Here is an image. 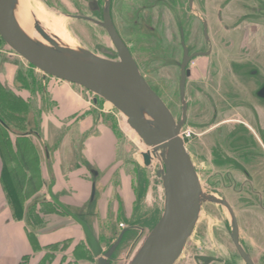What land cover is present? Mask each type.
<instances>
[{
	"label": "rangeland",
	"instance_id": "374dc122",
	"mask_svg": "<svg viewBox=\"0 0 264 264\" xmlns=\"http://www.w3.org/2000/svg\"><path fill=\"white\" fill-rule=\"evenodd\" d=\"M24 1L33 21L37 20L48 33L51 32L60 38H65L67 43L73 45L76 49L82 48L101 57L117 59L116 50L107 33L100 25V13L104 0H100V10L94 14L88 10L84 0ZM170 1L173 3L171 4ZM232 1L233 11L239 12L242 9L244 13L242 14L243 16L241 15L242 17H237L236 21H239L238 25L237 23L235 24L238 26L237 28H233L235 25L225 24V30L217 22L219 21L217 19L220 18V11L218 9L223 6L219 0H194L190 13H186L187 11L185 10L187 0H111V16L118 32L129 45L132 55L148 75L151 86H153V77L156 75L153 73V56L154 50H156L154 45L156 44L155 37L157 34L164 48H168L169 46L172 49H170V52L178 53V55L179 52H182L178 37V24H175L174 20L176 18L174 15L176 14H173L172 9L181 11V14L188 16L186 21L188 27L191 29L190 43L196 44L197 47H205L201 34L200 20H206L209 23V37L206 46L209 43L213 52L212 56L208 59V64L213 65L217 63L219 65L218 70H220L214 85L217 92L213 94V98L215 99H213L214 101L211 100V105L214 107L212 102H216L217 110L221 111L219 113L220 119L229 117L239 119L236 114H244L246 110L242 108V105L240 106L236 103L237 100L233 99L239 96L241 98L251 96V91H247L249 86L243 87L238 83H234V80L238 78L237 76L233 77L232 73H229V70L238 57L254 60L253 56H255V61H257L255 64H251V66L256 69H253L249 65H242L236 67V70L241 72L240 75L244 78L245 75L242 73L253 74L251 76L255 78L258 87L264 85V57L260 55V52H263L264 41L252 39L251 27L247 23L251 20L263 22L262 16L258 17V13L254 12L252 6L256 8V12L258 9H261L262 14H264V0ZM72 15L87 16L91 19L84 20ZM179 21L181 23L185 22L183 18ZM263 25L262 23L257 25V27L262 29ZM23 27L28 30L26 26L23 25ZM36 38L39 37L36 35ZM8 53H11L10 56H12L9 57ZM240 53H243L244 56ZM258 59L262 60L258 61ZM5 60H10L11 63L16 64L17 73H15L17 76L18 71L22 70L20 69L22 66L25 72L31 70L25 60L13 53L4 42L0 41V62ZM204 64H206L205 61ZM248 70L252 71L249 72ZM39 72L37 70L34 73L38 76L42 73ZM159 76H170L172 78L173 74L163 71L160 72ZM11 77L13 76L10 75V79H12ZM243 77H240L241 83H243ZM245 79L246 81L253 80L252 77ZM245 83L243 84L246 85ZM167 84L174 87L172 82L169 83V79H167ZM191 86L193 85L188 83V87ZM70 88L68 90L72 92L71 94L79 102H83L87 108H90L89 112L93 115V123L87 129L86 134L89 136L99 133L111 134L114 154V162L109 170H100L95 167L97 169V176L95 178L92 177L89 169L86 168L87 166L92 167V165L87 164L89 162H85V159H80L83 162L82 165L84 167L85 178L88 179L89 188L92 182L95 185V196L91 202V206H89L90 210L88 208L79 209L81 213H84L87 221L96 229L99 244L103 252L115 241L122 226L131 228L127 231L126 238L123 237L119 241V244L111 255L112 260H110V264H128L140 246L142 239L152 229L162 213L164 193L161 178L157 175V171L161 168V161L157 162L153 159L149 166H144L141 153L146 150V147L136 133L128 126L125 116L117 111L109 102L96 97V95L86 89L76 85H71ZM47 89L50 92H61V90L57 88L53 89L49 85H47ZM166 95H168L166 99L169 106L173 109L179 120L182 116L181 109L185 105L184 102L178 99H173L171 102L169 100L171 94ZM188 95V97H191V93ZM51 96L48 95L47 99V116L51 122V118L53 120L54 118H58L60 121L62 118H59V114L55 111L57 102L53 101V99L51 100ZM254 97L259 101L260 105L264 104L262 96H259L255 92ZM94 98L96 99L95 102H93ZM191 100L190 98L188 103H190V109H192L194 114L200 115L201 113L203 115V113H207L205 105L202 104L201 109L197 106L199 105L198 103ZM59 101L64 103L63 100ZM0 107V110L2 107L6 108V111L9 109L7 106H2L1 102ZM232 107L236 108L232 110ZM87 111L88 109L86 111L83 110L85 113ZM10 114L8 116L6 112L2 111V115L6 119L5 121L9 124H7L9 130L0 125V154L2 164L5 166L4 169L0 170V188L5 197L3 202L11 210L12 218L14 220L25 221L31 234L33 231H46L67 225L68 223H74L51 202L45 193L44 184H34L36 182L35 175L32 174V180L30 181L29 179L28 183H25L22 163L20 165L19 163L14 164L18 167V169H14L11 161H22L25 157H30V155L24 154V150L31 141L28 138L22 141L15 138L14 132L17 133L19 129L15 128L14 126L16 125L11 124L7 120L12 119ZM11 115H13V119H16L14 117V115L17 116L16 113H12ZM188 115H191V113L188 112ZM196 115L194 117L191 116L189 118L190 122L187 124L194 125L196 132L199 134L203 128L209 125L210 121H205V117L200 119V116L197 117ZM0 117H2L1 113ZM33 118L37 120H32V123H36L38 121L37 115H34ZM14 122L17 121L15 120ZM61 122L63 121L61 120ZM25 123L26 121L19 125L23 130L30 127ZM233 124L235 123H227L225 130L231 131ZM49 128L52 130L54 127L49 125ZM221 130H218L219 135ZM256 131L264 141L259 127H256ZM133 135H136V138ZM185 139V147L193 155V163L195 164L197 176L204 194L225 199L229 203L238 222L239 241L242 247L250 255L254 264H264V191L261 190L260 193H253L254 191L251 190L253 184H248L247 182L241 183L240 170L225 161L227 158L224 155L218 154L219 162L215 161L214 146L212 144L213 138L211 136H207L206 134L199 137L194 136L191 140H187L190 138ZM225 140L227 145L238 150L236 154H243L247 157L255 156V159L264 163V155L261 149H259L243 127L238 126L234 131L227 133ZM50 142L48 144L53 148L54 143H52V139H50ZM13 146L17 148L16 154H14L12 149ZM51 148L49 147V151H52ZM94 149H101L102 151L105 148L97 143ZM225 152L230 154L228 151ZM93 158H95L94 155ZM44 162L46 166L47 163L46 161ZM52 165V161H49L46 166L47 179L56 178ZM73 193H75L74 189ZM230 232L231 218L226 208L220 204L205 200L201 204L199 216L192 234L174 264H197L194 260L195 255H208L219 259V261L210 264H245L233 246ZM74 236V239H65L59 241V243L47 245L44 253L46 258L44 263L51 262L53 258H63L66 256L77 258V245H81V242L85 241V238L83 235H81L80 239ZM30 237L33 239L32 235ZM71 239L73 240V244ZM75 241L78 242L75 243ZM24 257L26 259L29 256L25 255Z\"/></svg>",
	"mask_w": 264,
	"mask_h": 264
},
{
	"label": "water",
	"instance_id": "95a60500",
	"mask_svg": "<svg viewBox=\"0 0 264 264\" xmlns=\"http://www.w3.org/2000/svg\"><path fill=\"white\" fill-rule=\"evenodd\" d=\"M16 4L17 0H0V38L4 44L44 75L82 87L109 102L125 116L128 126L145 147L151 149L152 153L149 149L141 153L144 166H149L152 155L159 153L161 168L157 175L161 178L164 193L162 213L144 236L128 264H174L192 234L201 204L205 200L226 208L231 218L230 238L233 246L245 264H254L239 242L237 219L229 203L225 199L203 192L185 143L180 137V128L185 122V106L182 117L176 120L142 77L111 22L108 0L102 10L100 25L116 50L117 59L101 57L82 48L70 47L55 35L48 34L38 24L35 28L47 44L33 41L17 22ZM188 60L189 56L184 50L179 82L181 97L184 94L185 76L188 74V70L185 71ZM258 95L264 98V87ZM51 186V184L48 186L49 197L81 227L97 264H110L111 255L124 231L110 248L103 252L96 234L88 223L69 211L52 194ZM197 258L204 264L214 260L206 256Z\"/></svg>",
	"mask_w": 264,
	"mask_h": 264
},
{
	"label": "crops",
	"instance_id": "0c3cea01",
	"mask_svg": "<svg viewBox=\"0 0 264 264\" xmlns=\"http://www.w3.org/2000/svg\"><path fill=\"white\" fill-rule=\"evenodd\" d=\"M220 2L223 4L222 12L224 23L232 25L238 24L239 21H236L237 17H240L244 11L242 9L239 12L233 11L232 0H221ZM247 23L251 27L252 39L255 41H264V25L262 29L257 27L259 24H264V19L262 23L253 20ZM10 54L8 53L7 55L11 57L12 55L10 56ZM260 55L264 57V48L263 52H260ZM16 67V64L11 63L10 60L0 62V70L2 69L0 71V97L3 95L2 100L0 99L1 104L7 106L9 108L8 112L10 113L22 114L24 119L29 123L28 126L32 124V120H37L33 118L34 115H37L36 132L48 148L45 154V161L47 164L49 161H52L53 173L56 176L54 178L53 190L64 203L72 209L78 210L83 205V202L87 200L89 193L84 167L80 165L83 162L80 159H85V162H89L95 170H97L96 168L109 170L114 162L112 136L108 133L93 134L92 136L86 134L87 129L93 123V115L89 112L90 108H87L83 102H79L71 94L72 92L68 90L71 89L70 87L73 84L44 75L40 72V75L37 76L34 73L37 70L32 67L29 68L33 72L31 70L25 72L22 66L20 68L22 70L18 71L17 76ZM10 75L13 76L11 77L12 79H10ZM33 83L35 88H33ZM47 85L53 89L57 88L61 92H50L47 89ZM55 94L56 96H54ZM48 95H52L51 100L53 99V101L57 102L55 111L59 114V118H62L61 120L63 122L61 120L59 121L58 118H54V120L51 118L52 122L49 120L47 116ZM59 100H63L64 103H61ZM255 107L259 116L258 119L264 122V108L258 102H256ZM87 109L88 111L86 113L83 112V110L86 111ZM81 110L82 112H80ZM11 118L7 120L15 125L14 121L16 120L18 122V120L13 119V117ZM56 121L57 123H55ZM49 125L54 128L51 130ZM50 139L54 143L53 148L48 144L51 143ZM97 143L105 149H102V151L101 149H94ZM49 147L52 151H49ZM16 153L14 151V154ZM33 153L31 150L25 151L24 153L33 158V163L31 164L28 163V158L26 157L22 161L11 162L13 165L16 163L20 165L22 163L25 183H28L29 179L30 181L32 180L33 174L36 179V182L34 179V184H39L40 180L47 178V164L45 166L42 153L39 152L37 154L38 156H35ZM93 155L95 158H93ZM4 167L0 154V170ZM246 169V175L241 171L239 172L242 179L241 183L247 182L248 184H253L251 188L254 191L253 193H260L261 190L264 191V163L254 159ZM73 189L76 190L75 193H73ZM4 199L5 197L0 188V264H46L44 263L46 260L44 253L47 245L59 243V241L65 239L68 240L73 238V235L78 239L81 238V235L85 238L82 229L76 223H68L67 225L46 231H33L31 234L25 221L14 220L12 218L11 210L3 202ZM88 224L97 236L94 226L89 222ZM31 235L33 239H31ZM71 241L73 244L72 239ZM85 241H79L81 245H77V258L72 256L53 258L47 264H97L96 258L93 256L87 241ZM77 242L75 241V243ZM25 255L29 257L24 259Z\"/></svg>",
	"mask_w": 264,
	"mask_h": 264
},
{
	"label": "flooded vegetation",
	"instance_id": "af4514ba",
	"mask_svg": "<svg viewBox=\"0 0 264 264\" xmlns=\"http://www.w3.org/2000/svg\"><path fill=\"white\" fill-rule=\"evenodd\" d=\"M106 1L107 0L103 1V6L101 8V13H100V20L101 21H102V10H103V8L105 6ZM141 1H143V0H141ZM219 1H221V0H219ZM258 1H260V0H258ZM84 2L87 5L88 10H90L93 14L96 13V11L100 10V4H99L100 0H84ZM108 3H109V14H110L111 22H112L115 30L119 34L121 40L124 42L125 46L127 47L128 51L130 52L133 60L135 61L136 65L138 67V70H139L140 74L145 79V81L148 83V85L154 90V92L160 97V99L164 102V104L169 108V110L171 111L172 115L174 116V118L176 120H178V117H176L173 109H171V107L169 106V103H168V101L166 99V97H168V95H166V94H169V93L171 94V96H170L171 99L169 98V100L171 102L173 101V99H178V100L184 102V104H185L184 105L185 106V122L182 125V127L180 128V131L184 130V129H190V131H191L190 136H189L190 139H187V140H191L192 138H194V136H198L199 137V136L206 135V134H207V136L208 135L211 136V138H213L212 139V144L214 146L213 148H214V153H215V161L219 162L218 157H217L218 154L219 155H224L227 158V160H225V161H227L233 167L239 169L243 174L246 175L247 174V169L246 168L248 167L249 164H251L253 162V160L255 159V156H252V157L248 156L247 157L246 155H243V154H236L238 150H235L233 147H230L229 145H227L225 139H226L227 133H230V132L234 131L235 128L238 127V126L243 127L246 130V132L248 133V135L251 136L252 140L257 144L259 149H261L262 154L264 155V141L261 139V137L259 136L258 132L256 131V127L257 128L259 127L260 131L262 132L263 137H264V126H263V122H261L258 119L259 116L257 114V110H256V107H255L256 102L259 103V101L254 97L255 92H256V94H258V92L261 90V88L264 87V85L258 87L255 78L253 76H251L253 74L248 73V72H247L248 74H244V73H242V74L245 75V78L252 77L253 80L252 81H246V79L243 76L240 75L241 72H238L236 70V67H239V66H242V65L251 66V64L252 65L255 64L256 61H257V60L255 61V56H253L251 54L253 56L254 60H246V59H241L240 57H238V59H235L234 64H232V67L229 70V73H232L233 77L237 76V78H238V79L234 80L235 82L234 81H232V82L238 83V84L242 85L243 87L244 86H249L247 91L248 92L251 91V96H246V97H242V98L239 96V97H236V98L233 99V100H237L236 103H238V105H240V106L242 105L243 106L242 108L244 110H246V113H244V114H242V113H237L236 114L235 113L236 116L239 117V119H232L231 117L220 119L219 118V116H220L219 113L221 111L217 110L216 102H212L214 104V107L211 105V100L214 101L213 99H215V98H213V94H214V92H217V90L215 89L214 85L216 83V79L218 77V74H219L220 70H218L219 69V65L217 63H214L213 65L210 64V63L208 64V59L213 54L209 43L206 46V43H207L208 37H209V26H208L209 23L206 20H200L201 34H202V38L204 39V42H205V47L204 48L202 46L201 47H197L196 44L190 43L191 42L190 41V38H191L190 31H191V29H190V27H188L187 21H186L188 19V16L186 14H181L180 13L181 11L179 12L176 9L173 10L171 8L172 11H173V14H176V15H174L176 17V18H174V20H175V24H178L177 30H178V37H179V41H180V46L182 47V52H179V55H178V53L176 54L175 52H170L171 48L169 46H168V48H164L162 43L160 42L159 35L157 34V36L155 37L156 44L154 45L156 50H154V56H153V73H154V75L155 74L156 75L153 77V83H152L153 86H151L150 83H149L150 81H149L148 75L144 72V70L141 67V65L134 58V56L132 55V52H131V49H130L129 45L126 43L124 38L118 32V29L116 28V26L114 25V21H113L112 16H111V9H112L111 0H108ZM172 3L173 2H171V4ZM193 5H194V0H191V1L187 0V2H186V8L187 9L185 8V10L187 11L186 13H190L191 12ZM201 5H203V4L201 3ZM252 8L254 9L255 13H258V17H260V15H261L262 18L264 19V14H262L261 9H258V11L256 12V8H254L253 6H252ZM218 10L220 11V18L217 19V20H219L217 22L222 26V29L225 30V28H224L225 23H224L223 12H222L223 6H221V8L218 9ZM72 16L73 17H78V18H81V19H84V20H90L91 19V18H89L87 16H79V15H72ZM84 17H87L89 19H86ZM181 18H183V20L185 22L181 23L179 21V20H181ZM92 19H94V18H92ZM233 25H235V24H233ZM237 25H235L233 28H237L238 27ZM184 50H186L187 56H189V60H188V62L186 64V66H185V71L188 70V74H186V76H185L184 94H183V97H181L180 90H179V82H180V76H181V63L183 61ZM240 54L244 56L243 53H240ZM203 60L206 62V64H204ZM258 61H259V59H258ZM30 67H32V66H30ZM32 68H34V67H32ZM252 68L256 69L254 67H252ZM163 71H166V73H168V74H173L172 78L170 76L160 77L159 76L160 72H163ZM248 71L250 72L252 70H248ZM256 73H257V70H256ZM240 77L241 78L243 77L244 80H242V82L243 83L246 82L245 83L246 85H244L243 83L240 82L241 81ZM167 79H169V83L172 82V84H174V87H172V85L168 86ZM249 82H251V84H249ZM188 83H191L193 86L188 87ZM33 88H35L34 83H33ZM189 93H191V97H188ZM1 98L2 97H0V99ZM190 98L192 99L191 101H195V103H198L199 105H197V106H199V108H201V109H202L201 105L202 104L205 105L204 107H206L207 113H205V114L203 113V115H201V113H200V115L194 114L192 112V109H190V103H188L190 101ZM1 100H0V102H1ZM95 101H96V99L94 98L93 102H95ZM2 106H5V105L2 104ZM262 107L264 108V104L262 105ZM235 108L236 107H232V110H234ZM181 110H182L181 111V115H182L183 114V108ZM0 111H1L0 113H1L2 117H3L2 111L4 113L6 112V114H8V116H9L10 112L6 111V108L2 107V109ZM188 112L191 113V115H188ZM11 114H10V116L12 117L13 115H11ZM194 115H196L197 117L200 116L199 117L200 119L205 117L206 118L205 121H210L209 125L206 126V128H203V130L199 134L196 132V128L194 127V125H192V124L188 125L187 124L188 122H190L189 118L191 116L194 117ZM2 117H0V125L2 127H4L6 130H9V126H7L8 123L5 121L6 119H4V117L3 118ZM14 117H16V119L18 120V122H14V124L17 125V126H14V127L19 129V130H17L18 131L17 133L14 132L15 138H18L17 140H21V141L23 139L25 140V138H28L31 141L30 143H28V146L25 145L26 149L24 150V153H25V151L31 150V152L32 151L34 152L33 154L35 156H38L37 154L40 152V153H42V156H43L42 158L45 161L46 160L45 159V157H46L45 154L48 151V148H47V145H45V143L42 142V140L40 139V136L36 132V130H37V128L35 127L36 123L35 122L32 123L28 129L23 130L22 128L19 127V125H21V123H24V121H26L24 119V116L22 114L18 113L17 116L14 115ZM230 122H233L235 124H233V126L231 125L232 126V130L228 132L227 130H225V125L227 126V123H230ZM25 124L28 125L29 123H27V121H26ZM219 129H222L220 131L221 132L220 135L218 134L219 133L218 132ZM30 136H32V137H30ZM183 141H184V143H186V139H183ZM12 149L14 151H16L17 148L15 146H13ZM186 150H187V152H188V154H189V156L191 158V161L193 163V155H192V153L188 151L187 147H186ZM225 151L230 152V154H227ZM28 163L29 164L33 163V158H31V156L28 158ZM87 164H89V163H87ZM80 165H82V164H80ZM193 165L195 167L194 163H193ZM86 168L89 169V172L92 175V177L95 178L97 176L96 175L97 171L94 168L89 167V166H87ZM2 169H4V168H2ZM14 169L16 170V169H18V167L14 166ZM86 180L88 181V179H86ZM54 181H55L54 178H48V179L44 178V179L39 181V184H41V185L44 184L45 185V189H46L45 193L47 195H48V186L51 184L52 185L51 186L52 194L69 211H71L72 213L78 215L81 219H83L84 221H86L88 223L87 219L84 217V213L83 212L81 213L80 209L88 208V210H90L89 206H91V202L93 201L94 196H95V185H94V183L92 182L90 184L87 200L85 202H83V205L80 207V209H78V210H74L73 209L74 210L73 211L72 208L69 205H67L66 203H64L62 201V199H60L59 196L54 192V190H53L54 189ZM92 190H93V195H92ZM48 197H49V195H48ZM49 199L51 200L50 197H49ZM51 202H52V200H51ZM56 207L59 208L58 206H56ZM59 209L66 216H68L61 208H59ZM74 223H76V222H74ZM130 229L131 228H127V227H123L122 226V229L120 230V233L122 231H124V232L122 234L121 239L123 237L126 238L127 231L130 230ZM119 234H118V236H119ZM118 236H117V238H118ZM238 237H239V231H238ZM97 238H98V236H97ZM85 239H86V237H85ZM116 239H115V241H116ZM86 241H87V239H86ZM98 241H99V239H98ZM110 246L107 248V250L110 248ZM200 256L211 257V258L214 259V260H211L207 264L219 261V259H217V258H215L213 256L195 255L194 256V260H195V262L197 264H204L202 260L197 258V257H200Z\"/></svg>",
	"mask_w": 264,
	"mask_h": 264
},
{
	"label": "bare ground",
	"instance_id": "6f19581e",
	"mask_svg": "<svg viewBox=\"0 0 264 264\" xmlns=\"http://www.w3.org/2000/svg\"><path fill=\"white\" fill-rule=\"evenodd\" d=\"M15 15H16V19H17V22L19 24V26L21 27V29L23 30V32L30 38L32 39L33 41H36V42H39V43H44V44H47L45 42L44 39H42L40 37V34L37 32L36 28H35V24H38L39 26L41 25L37 20H34L33 21V18L31 17L30 13H29V9L26 5V2L24 0H18L17 1V4H16V9H15ZM21 16V17H19ZM36 22V23H35ZM26 26V28L28 30H26L23 25ZM34 24V25H33ZM34 29H32V28ZM32 32H30V31ZM39 37V38H36V35ZM47 32V31H46ZM48 33V32H47ZM48 34H53L55 35L54 33H51L49 32ZM56 37H58L57 35H55ZM63 43H65L66 45L70 46V47H73V45L67 43V40H65V38H60L58 37ZM134 138H136V135H133ZM150 150V153H152L151 149L150 148H146V150ZM144 150V151H146ZM156 160L157 162L161 161L160 160V156H159V153H155L152 155V160ZM139 248V247H138Z\"/></svg>",
	"mask_w": 264,
	"mask_h": 264
},
{
	"label": "built area",
	"instance_id": "2783aa9c",
	"mask_svg": "<svg viewBox=\"0 0 264 264\" xmlns=\"http://www.w3.org/2000/svg\"><path fill=\"white\" fill-rule=\"evenodd\" d=\"M190 133H191L190 129H184V130H181V131H180V137H181L182 139L189 138Z\"/></svg>",
	"mask_w": 264,
	"mask_h": 264
},
{
	"label": "trees",
	"instance_id": "16d2710c",
	"mask_svg": "<svg viewBox=\"0 0 264 264\" xmlns=\"http://www.w3.org/2000/svg\"><path fill=\"white\" fill-rule=\"evenodd\" d=\"M0 41L3 42V40L0 38Z\"/></svg>",
	"mask_w": 264,
	"mask_h": 264
}]
</instances>
